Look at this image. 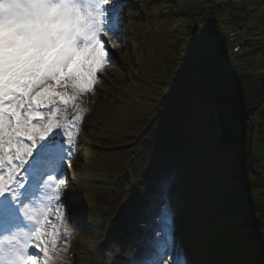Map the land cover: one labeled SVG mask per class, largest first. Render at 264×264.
<instances>
[{
	"label": "snow or ice",
	"instance_id": "obj_1",
	"mask_svg": "<svg viewBox=\"0 0 264 264\" xmlns=\"http://www.w3.org/2000/svg\"><path fill=\"white\" fill-rule=\"evenodd\" d=\"M124 7V0H0V264H41V253L49 264L62 237L67 251L69 229L86 227L66 198L64 165L71 166L87 111L77 101L115 63L109 47L122 46ZM214 40L208 27L188 33L162 103L175 98L178 111L191 110L193 88L215 71ZM173 183L162 187L156 222L163 218L164 227L154 231V247L111 264H176ZM106 251L111 259L112 247ZM199 264H264V239L247 234L241 220L230 222L219 258Z\"/></svg>",
	"mask_w": 264,
	"mask_h": 264
},
{
	"label": "trees",
	"instance_id": "obj_2",
	"mask_svg": "<svg viewBox=\"0 0 264 264\" xmlns=\"http://www.w3.org/2000/svg\"><path fill=\"white\" fill-rule=\"evenodd\" d=\"M178 1L139 0L131 6L137 26L129 50L133 51L138 72L131 82L140 83L136 87L142 90L126 86L125 80L119 87L126 92L136 89L142 97H150L145 107L151 126L146 129L148 123L143 124V130L139 128L126 137H104L94 130L90 140L92 146L102 143L103 149L112 140L123 148L129 147L130 154L142 159L146 156L144 171L150 170L154 178L163 175L164 180L166 174L162 171L170 173L174 195L185 209L184 214L176 213L178 221L188 227L182 235L190 243L193 255L205 261L219 258L230 222L241 220L247 234L264 239V157L254 160L253 173L246 153L250 125L245 119L246 110L264 96V82L261 84V77L247 75L233 79L226 87L222 66L213 59L215 71L210 79L203 78L193 88L190 111H178L175 98L165 103L162 98L176 83L175 74L181 66L189 32L205 27L218 29L220 25L228 30L240 29L250 22L254 29H263L256 38L264 41V12L248 13L227 0H191V6H180ZM263 8L264 0H258L257 11ZM259 52L264 60V47ZM124 108L116 103L106 106L99 119L101 126H108L115 114L125 112ZM260 109L250 119L254 124L253 150L264 151V108L261 112ZM244 141L243 147L235 146ZM85 149L97 153L102 160L106 155L92 151L91 146ZM137 161L127 164L136 173ZM140 167L142 170L143 164Z\"/></svg>",
	"mask_w": 264,
	"mask_h": 264
},
{
	"label": "rangeland",
	"instance_id": "obj_3",
	"mask_svg": "<svg viewBox=\"0 0 264 264\" xmlns=\"http://www.w3.org/2000/svg\"><path fill=\"white\" fill-rule=\"evenodd\" d=\"M128 1L129 0H124V3ZM227 1L236 6L244 7L248 13L257 12L258 14H261L264 12V8L257 11L258 0ZM193 2L191 0H179L178 4L180 6H191L193 5ZM132 15L133 14L129 8L123 9V19L125 21L121 32L123 41L122 46L116 49H111L109 47L108 49L111 52V56L114 58L115 63L106 66L104 71L98 74L100 79L94 86V93L85 94L79 101H77V103L81 104V106L87 109V111L84 113L83 119L80 122L81 131L77 134V143L79 144L80 142V144L77 145L74 150L71 166H68L67 163L64 165V168L67 167L70 172V176L66 178L65 193L69 202L73 200L71 203L73 215L77 219L83 221L86 224V227L83 231L69 229L67 251L65 252L62 250L65 246V238L62 237L57 246L59 251L51 253L53 259L49 261V264H111V260L116 257L115 250H117L118 247L117 239L113 236V234H115L113 233V229L118 224L121 228L123 226L125 227L124 223L119 221L126 218V223L127 221L130 222L129 213L131 212L138 215V220L129 227V230L126 229L125 233L127 236H132L139 227L148 228L153 233L155 230L164 227L163 218H161L160 223L156 222V218L161 217V205L163 203L161 191L165 182H160L159 179L150 180L147 176L146 173H148V171H144L147 163L145 159L146 156L142 159L138 154L130 155L128 152L129 149L121 150L123 151L121 152L120 150H117L116 147L124 145H116L112 140L109 142L110 145L107 146L111 149L106 152L103 160L98 154H91L84 148L88 147L87 139L91 142L89 138L90 130L94 129L95 126L98 130L100 128L102 129L100 130V133L102 134L104 132V134L126 137L132 131H136L139 128H142L141 130H143L145 128V126L143 128V124L148 123L146 129L152 124V121L147 119L148 108L145 107V102L148 101L150 97L147 96L144 98L139 93H136V89H142L136 87L138 83L131 82L132 77L137 78L138 76V72L135 69L132 60L134 57L133 51L129 50L133 43L132 41L135 39L134 30L137 26ZM141 29L143 30V28ZM201 30L202 29H200V31ZM211 30L215 35L212 48L213 59L216 64L222 66L221 74L225 76V65L230 61L227 55L226 45L228 28L224 25H220L218 29ZM262 30L263 29L260 28V32H262ZM244 40L246 45L250 44V48L253 52L250 54L247 50L244 51L245 57L243 60H245L247 65L253 67V70L249 75L253 74L255 78L264 77V60L262 54L257 52V50L264 47V41H258L252 37H249L248 39L247 35H245ZM123 80L127 81L126 86L128 84L130 87L134 86L136 88L134 89L135 91H130L128 88L127 92L123 91V88L119 87V83L123 82ZM263 82L261 84H263ZM138 85H140V83ZM145 91H147V93L151 92L150 90ZM115 103L118 106L121 105L126 107L124 108L125 112L123 114H115L116 116L114 120H112L108 126H101L102 124L99 122V119L101 118L102 110L106 106ZM149 108H151L150 105ZM263 108L264 103L260 112ZM255 120L257 122V117H255ZM124 129L126 130L124 131ZM253 135L252 140H254ZM83 141H85V143ZM146 153L147 152L145 151V154ZM130 157H132V162L129 161ZM263 157L264 151L252 149V158L254 160ZM85 158L89 159L85 162L86 164L83 162ZM95 158H97L96 163ZM134 161H137L135 164L136 166H139V171L137 173L135 168L132 170L130 167H127L128 163H133ZM140 164H143L142 170ZM125 171H128V173H125ZM123 173L125 174L122 175ZM121 175L122 178H120ZM90 183L92 185H90ZM79 184L80 186L78 189L83 191H81L83 195L80 191H77V186ZM104 186H108V188H110L111 191L114 190V192H110V190ZM76 198L79 202H77V204H75ZM174 200L175 202H173L176 206H173L175 209L174 216L177 212L180 215V210L183 208L182 204L178 201V198L174 197ZM118 207L121 208V211H119L121 214L117 217L114 215H117ZM113 217L117 218L113 219ZM139 219L143 221H140ZM173 220L176 227L175 235H177L179 230H182L183 234H186L188 227L183 224L181 225V223L177 221L176 216L173 217ZM141 230H143V228ZM61 231H63V229H61ZM184 242L188 245L187 241ZM110 246L112 247L111 259L110 254L106 251ZM184 253L188 256L186 250H184ZM141 254L144 255L145 251L143 250L142 253H139L138 255ZM40 257L41 264H43L42 253L40 254ZM136 257L137 256L130 257L129 260ZM188 258L191 263L197 262V264H199V262H201V260H199L200 258L195 259L190 256H188ZM176 264H179L177 259Z\"/></svg>",
	"mask_w": 264,
	"mask_h": 264
},
{
	"label": "bare ground",
	"instance_id": "obj_4",
	"mask_svg": "<svg viewBox=\"0 0 264 264\" xmlns=\"http://www.w3.org/2000/svg\"><path fill=\"white\" fill-rule=\"evenodd\" d=\"M244 143H246V142H244ZM244 143H241L240 145H235V146L237 148L243 147L245 145ZM252 145H253V143H252ZM129 217H130V222L127 221V223H126V218H124V220L121 219L119 221L121 223H124L125 227L123 226L121 228V226L118 224L113 229V233H115V234H113V236L115 237V239H117L116 241H117V245L119 247V248L117 247V249H119V251L115 250L116 256H119L121 259H124V260H129L130 257L137 256L139 253H142L143 250L146 253L148 251V246L154 247V243H153V234L154 233L152 231H150V229H148V228L142 227L143 230H141L142 228L139 227V228H137V231L132 236H127V234L125 233L126 229L129 230L130 229L129 227L131 225H133L138 220V215L134 214L133 212L129 213ZM139 233H141V234H139ZM137 235H138V237H137ZM175 256H176V259H178V257H177L178 255H175ZM186 257H188L187 254H186ZM188 264H192V263H188Z\"/></svg>",
	"mask_w": 264,
	"mask_h": 264
},
{
	"label": "built area",
	"instance_id": "obj_5",
	"mask_svg": "<svg viewBox=\"0 0 264 264\" xmlns=\"http://www.w3.org/2000/svg\"><path fill=\"white\" fill-rule=\"evenodd\" d=\"M253 32L246 28L241 30L232 31L228 37L229 43V54L232 59V66L230 71L233 73H237L243 70H249L250 68L246 67L244 62L242 61V56L244 55V51H250L249 47L245 44L244 37L245 35H251ZM255 33V32H254ZM244 36V37H243Z\"/></svg>",
	"mask_w": 264,
	"mask_h": 264
},
{
	"label": "water",
	"instance_id": "obj_6",
	"mask_svg": "<svg viewBox=\"0 0 264 264\" xmlns=\"http://www.w3.org/2000/svg\"><path fill=\"white\" fill-rule=\"evenodd\" d=\"M263 81H261L262 83ZM264 103V96L260 99L259 103L252 108H249L246 110L245 112V119L249 122L250 124V129H249V145H248V149H247V157L250 161V167L252 169V171L254 173H256V171L253 168V158H252V135H253V122L250 119V116L255 113L256 111H258L260 109V107L262 106V104ZM263 185H264V181H263Z\"/></svg>",
	"mask_w": 264,
	"mask_h": 264
},
{
	"label": "flooded vegetation",
	"instance_id": "obj_7",
	"mask_svg": "<svg viewBox=\"0 0 264 264\" xmlns=\"http://www.w3.org/2000/svg\"><path fill=\"white\" fill-rule=\"evenodd\" d=\"M264 81V80H263Z\"/></svg>",
	"mask_w": 264,
	"mask_h": 264
}]
</instances>
